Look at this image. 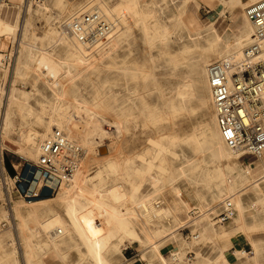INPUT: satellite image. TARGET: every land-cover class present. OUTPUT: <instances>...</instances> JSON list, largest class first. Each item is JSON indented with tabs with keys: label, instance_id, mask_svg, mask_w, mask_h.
<instances>
[{
	"label": "bare ground",
	"instance_id": "bare-ground-1",
	"mask_svg": "<svg viewBox=\"0 0 264 264\" xmlns=\"http://www.w3.org/2000/svg\"><path fill=\"white\" fill-rule=\"evenodd\" d=\"M161 1L164 0H138V8L135 7L136 3L135 5L132 2H129V5L126 4L134 12L136 24L132 27L140 25L139 31L142 37L151 46L159 44L165 46L170 41L177 40L175 35L178 24L184 26L190 38V43H186L181 49L182 53L171 58L174 67L178 65L179 60L188 61L189 71L177 84L174 92L177 100H170L167 111L158 110L157 108L150 111L138 109L140 114L149 112L145 116H148V119L154 124L166 120L168 115L191 108L188 104L194 99H197L199 103H204L211 98L214 107L209 82V66L212 62L224 58L239 59L242 57L244 48L251 41L254 30L252 22L246 16L245 8L259 0H202L208 4H220L224 8H216L213 16L201 22L199 28L195 27L194 24L195 20L199 21V18L194 15L193 9L189 10L187 7L190 0H184L185 7L181 12L180 21L174 23V25L162 20L160 16L163 10L160 5ZM35 2L41 4L43 1L40 3V1L35 0ZM86 6V4H83L69 14L61 23L59 32L48 31L41 37L42 42L47 44L46 48H37L30 44V46L19 47L13 71L4 68L5 73L1 76L0 82V137L3 140L8 137V132L12 128L11 121L14 114L18 113L20 116L27 118L35 117L38 121L46 118L45 132L47 133L43 135V138L54 127H57L62 129L69 138L81 144L85 148L86 155L88 149L98 150L96 148L98 133L92 124V119L101 110H104L103 107L107 106L102 103L91 104L88 101L78 103L81 111L87 113L86 119L82 117V120L88 126L81 143L72 136L71 123L80 125L82 122L73 121L70 117L72 109H69L71 102L66 94V84L73 79L75 74L89 71L104 64L106 59L117 51L119 40L115 38L122 30L124 33L121 39L129 40V29L119 30L95 52H88L80 42L65 31L62 25L75 12L94 8V6ZM231 6L243 10L242 23L236 28H232V24L239 14L233 10L230 11ZM25 7L28 9V16L24 22V31L26 32L31 25L33 13H37L40 9H34L32 0L26 2ZM52 7L65 9V11L70 8L67 3H64V0H45L42 11L47 10L46 12H48ZM101 9L105 13H111L107 6L106 9ZM220 19L227 21L223 28L217 27V22ZM19 24L18 20L13 24L0 20V32L6 34L8 38L12 37L14 41L16 34H10V32L14 31ZM226 27L231 28L232 31L228 36H225ZM203 32L208 33V38L205 39L206 46L201 45L197 39L202 36ZM194 47L201 50L196 56L188 58L187 55L193 53L192 49ZM2 57L3 54L0 53V63ZM262 57L264 59V54ZM151 59L153 60V55ZM30 62L39 65L41 71H48L51 65L61 69L62 73L66 69L71 70V76L62 75L60 78L62 87L57 91L54 98L44 104L40 110H36L29 103L30 93L19 89L16 84L18 78L26 73ZM73 70H75V74H73ZM10 71H12L13 76L7 88ZM125 72H130V69L126 68ZM142 72L143 69H134V74H142ZM195 75L202 76L207 96H200L195 91L197 88L194 83L196 80L193 78L196 77ZM149 77L155 82L156 89H158V79L154 67L146 74V78ZM143 105L146 106L144 103ZM136 110L137 104L129 98L121 103L118 109L115 110L116 114L112 121L115 131L117 127L127 129L126 125L136 114ZM214 113L213 126H208L200 134L194 133L184 139L185 142L193 145L195 151L208 152L210 161L214 164L212 169H200L198 163L192 159H187V162L178 168L168 166L165 162V156L169 153L177 156L172 146L176 143H182V141L180 142L176 137L159 134L156 138H149V154L139 153L133 159L109 157L110 146L101 148L100 157H107L103 166L92 176H88L86 171L81 170L80 167L72 182L63 185L57 196L53 198L55 204L51 203L52 200H40L34 203L31 208L27 206L29 209L24 208L22 210L18 209L14 203L8 207L2 205L0 218H6L12 211L13 217L16 219V231L13 232V240L8 243V245L13 244L12 246L0 245V264H21L17 258L19 253V240H17V237H19L23 246L24 264H50L45 259L63 260L65 263L69 248H76L80 254L78 261L74 264H120L122 261L127 260L123 250L128 243H137L142 257L149 260L151 264H190L187 256L185 258L183 246L177 245L175 240L179 235L177 231L181 227L188 223H191L190 225L198 223L197 217L179 226H177V219H174V224L170 225L156 226L153 224L154 217L168 216L171 210L167 206L156 207L152 204V201L166 183L177 189L176 178L180 175L186 176L188 180L193 182L205 183L207 188L211 190L208 198L213 203L227 196L223 201L221 200V211L227 207V200H230L234 206L235 214L230 218L232 227L230 225L226 227L215 226L211 222V218H208L209 221L202 222L200 234L194 235L193 240L205 236L217 239L230 238L239 229H245L246 231L250 228L249 217L257 219L261 213L264 214V193L262 192L264 187V160L256 169L250 165H245L241 160L243 156L226 144L218 124L215 108ZM46 114H49V116L47 115V117ZM21 140V152L29 157H38L39 144L42 141L39 134L29 128L21 133ZM192 171L197 173L193 174ZM146 183L149 185L150 190L143 194L141 188ZM194 195L199 200L205 199V196L200 193ZM201 206L203 205L201 204ZM219 207L217 208L214 205L208 208L204 217H210L212 213L217 214ZM140 218L142 221L139 220ZM259 224H264V218L263 221H258L257 225ZM233 225L237 227L234 228ZM145 226H148V230ZM170 242H173L176 248L170 250V256L166 258L161 252V248L166 247ZM227 247L229 246L219 247V253L213 264H217L218 261L230 264L224 255ZM240 252L243 253L236 250V253ZM200 255L197 252V257Z\"/></svg>",
	"mask_w": 264,
	"mask_h": 264
},
{
	"label": "rangeland",
	"instance_id": "rangeland-1",
	"mask_svg": "<svg viewBox=\"0 0 264 264\" xmlns=\"http://www.w3.org/2000/svg\"><path fill=\"white\" fill-rule=\"evenodd\" d=\"M67 1L70 3V8L66 9V11L65 9L52 7L48 12H46L47 10L43 12L42 8L44 7V3H42V5L38 4L40 12L33 13L31 17L29 33L27 29L24 35H22V38L21 35H18L19 40L22 39V42L18 41V48L19 45L20 48L30 45H34L37 48H46L47 44L42 42L41 36L48 31L59 32L61 29V23L68 17L69 14H71L83 4H86L88 7L98 6L103 9H106L107 6L108 10H111L112 6L113 9L116 8L121 10L126 7V4L129 2H132L134 5L136 3L135 7H139L138 0ZM41 2L42 0L40 3ZM160 5L163 9L160 14L163 21L169 23L170 25H174V23H178L180 21L181 12L185 7L184 0H164L160 2ZM187 7L189 10L193 9L196 16L199 18L200 22L195 20L196 22L194 23L195 27L197 28L200 27L201 22H204L213 16L216 8H224L220 4H208L202 0H190L187 3ZM19 9L20 7L18 8V11ZM232 10L239 14L238 18L232 24V28H236V26L242 23L241 15L243 14V10H241L239 7L235 8L231 6L230 11ZM226 12L229 16L228 10ZM191 20L193 19L191 18ZM226 24L227 21L220 19L217 22V27L223 28ZM139 27L140 25H138V27H132L131 25V27L129 26L125 28L126 30L129 29V40L123 38L121 39L122 34L124 33L123 30L119 33V35L115 38L119 40L118 49L112 54L110 58L106 59L104 64L98 66L97 68L78 74H75V70H73V74L75 75L73 76V79L66 84V94L71 102L69 109L71 110L73 108H77L76 110L81 112L82 117H85L84 119H86L87 113L81 111L78 106L79 102L88 101L91 104L102 103L106 105L107 107H103L104 110H101L98 115H95L92 119V124L98 133L96 137H98L100 134L101 123L105 120L112 122L116 114L115 110L118 109L121 103L125 102L127 98H129L133 100L135 104H137L136 114L126 125L127 129L122 127L116 128V135L110 144L109 157L133 159L139 153L149 154V138H156L159 134H166L168 137H176L180 140V142L182 141V143H176L172 146V149L177 154V156L172 155L171 153L165 156V162L168 166H175L178 168L182 164L186 163L187 159H192L198 163L200 169H212L214 164L210 161L208 152L195 151L193 149V145L185 142L184 140L187 136L193 135L194 133L200 134L204 128L213 126V116L215 113L211 98L209 101L204 103H199L197 99H194L190 104H188L191 108H187L180 112L168 115L166 120L157 124H154L148 119V116H145V114L148 115L149 112L140 114L138 110L146 109L147 111H150L157 108L158 110L167 111L170 100H177L174 92L177 84L189 71L187 66L188 61L179 60L180 62L178 65L174 67L171 58L176 54L182 53L181 49H183L184 45L186 43H190V38L188 37L186 29L182 24H178L176 28L177 33L175 35L177 40L170 41L165 46L160 44L151 46L146 41V39L142 37ZM231 32V28L226 27L225 36L230 35ZM201 35L202 36H199L197 39L201 45L206 46L205 39L208 38V33L203 32ZM200 50V48L194 47L192 49L193 53H190L187 55V57L189 58L190 56H196ZM152 55L153 60L151 59ZM152 67H154L156 77L158 79V89H156L155 82L150 77L146 78V74ZM13 68L14 66L10 70L13 71ZM126 68L130 69V72L126 73ZM40 69L41 67L39 65H35L30 62L29 68L26 69V73L18 78L16 83L19 89L30 93L28 101L36 110L42 109L44 104L54 98L57 91L62 87V82L60 80L62 75L65 74L66 76H71L70 69H66L64 70V73H62L61 69L54 65H51L48 71L42 70V72ZM134 69H143V72L142 74H134ZM12 71L9 72L7 88L9 87L8 84H10V80L12 78V75L10 76ZM3 73L4 71L1 72L0 82ZM195 76L196 77H193L194 80H196L194 83L197 86L195 91H197L200 96H207V91L204 88L202 76ZM143 103L146 106H144ZM118 104L119 106H117ZM47 115L49 116V114H46V116ZM11 122L12 128L8 132V137L4 140L0 137V169L5 168L9 175H12L15 170L19 171L23 165L27 163V161L33 162L37 159V157H29L21 152V133L30 128L39 134L40 140H42L49 136L52 131H49V134L43 138V135L47 133L45 132L47 123L46 118H43L42 121H38L35 119V117L27 118L20 116V114L17 113L14 114ZM81 122L82 124L80 125H73L71 123V128L73 131V138L78 139L82 143L85 131L88 126H86L87 124L84 120H81ZM100 154V149L97 151L93 150V148L91 150L88 149L87 155L83 159V162H81L82 165H80L82 168L81 170H85L88 176H92L105 163L107 157H100ZM241 160L245 165H248L250 162L255 163L262 161L264 160V153L261 157L243 156L241 157ZM192 172L193 174L197 173L196 171ZM176 179V184L178 185L177 189L172 188L169 183H166L161 187L160 191L156 194L155 199L152 201V204L156 207L167 206L171 210V213L168 216L154 217L153 224L156 226L170 225L174 224V219H177V226H179L197 217L198 223L194 224L195 226L190 225L191 223H188L187 225L181 227L179 231H177L179 232V235L175 242L177 245L183 246L185 258L188 251H193L195 253L193 259L188 261L190 264L193 262L195 264H213L220 248H223L226 245H231L229 238L217 239L205 236L197 240H193L192 234L194 232L200 234L199 231L202 226V222L209 221L208 218L210 219L216 214L212 213L210 214V217H204L205 211L214 205L217 206V208L220 206L218 212L221 211L222 201L227 196H224L221 199L222 201L217 200L213 203L208 198L211 190L207 188L205 183L190 181L186 176L183 175L178 176ZM6 180L9 184H12L10 177H8ZM0 188L2 191V194L0 195V208L2 205L8 207L14 203L20 210L24 208L29 209L34 203L40 200H52L51 203L55 204V200L53 198L56 197L59 192L58 191L54 195L42 197L31 202H27L24 199L13 195L11 201H8L5 196L4 183L2 184L1 181ZM149 190L150 187L147 183L141 188V192L143 194H146ZM194 192L196 194L200 193L204 195L205 199H197V196L194 195ZM191 200L193 203H191ZM201 204L203 206H201ZM10 214H8L6 218H0V245L5 247L13 245H8V243L13 240V232L16 231V219L13 217L14 214L12 211ZM139 220L142 221L141 218ZM215 226L226 227L228 224H215ZM259 227H264V224L248 229L252 230ZM145 228L148 230V226H145ZM189 230L192 233L188 235ZM17 238V240H19V253L17 254V258L20 260L21 264H24V251L22 249L23 246L20 243L19 237ZM261 245L264 246V242H261ZM126 247L128 250L124 248L123 251L127 257L130 255V250L133 251V253H138L139 255L142 254L139 252L140 247L137 243H128ZM164 248L165 247L161 248V250L163 255L168 258L170 256L169 250L175 249L176 245L172 244L168 246V248ZM69 249L67 250L68 256L65 259V263L63 260L52 261L51 259H45L46 262H50V264L76 263L79 259V251L76 248ZM197 252L201 254L198 257ZM219 264L224 263L221 262Z\"/></svg>",
	"mask_w": 264,
	"mask_h": 264
},
{
	"label": "built area",
	"instance_id": "built-area-1",
	"mask_svg": "<svg viewBox=\"0 0 264 264\" xmlns=\"http://www.w3.org/2000/svg\"><path fill=\"white\" fill-rule=\"evenodd\" d=\"M28 1L25 0V3ZM245 9L254 26L251 41L244 48L241 58L212 62L209 82L226 144L242 156L261 157L264 153V0L251 3ZM110 12L105 13L100 7L75 12L63 28L88 52H95L116 32L136 24L134 12L129 6ZM15 59V50L4 52L0 69H11ZM76 109L71 110L70 117L81 122L82 114ZM100 128L96 148H108L116 135L115 126L105 120ZM84 157L85 148L69 138L62 129L54 127L49 137L40 142L37 159L27 161L12 175L1 168L0 181L4 183L9 199L16 195L31 202L54 195L63 185L70 184ZM8 177L12 184L6 180ZM226 203L223 211L211 217L214 224H225L234 214L232 202L227 200ZM192 235L197 236L198 233ZM188 256V259L193 257L192 253Z\"/></svg>",
	"mask_w": 264,
	"mask_h": 264
},
{
	"label": "crops",
	"instance_id": "crops-1",
	"mask_svg": "<svg viewBox=\"0 0 264 264\" xmlns=\"http://www.w3.org/2000/svg\"><path fill=\"white\" fill-rule=\"evenodd\" d=\"M42 1H43L42 3L45 2V0H42ZM64 3H68V6H70V3L67 0H64ZM35 4H37V5H35ZM33 6H34L35 10L39 9L38 8L39 5H38V3L35 2V0L33 1ZM19 7H20V9L18 11ZM27 10L28 9H26V7H25V0H0V20L4 21L5 23L8 22L11 24H13L17 20H18V22H20V24L18 26H16V29L14 31L10 32V34H12V33L16 34V38L14 41L12 40L13 39L12 37L8 38L6 34L0 32V34H1L0 35V52L4 53V52H7L9 50H15V53L17 55L18 41L22 42L21 41L22 39L19 40L18 35H21V38H22V35H24V32H25L24 31V22L28 16ZM38 12H40V11H38ZM194 15H196L195 12H194ZM198 22H200V21H198ZM29 31H30V27L28 28V33H29ZM41 37H43V35ZM19 47H20V45H19ZM2 71H4V68L0 70V75H1ZM10 75L13 76V73H11ZM261 163H262V161H258L255 163L250 162V163H248V165H250L252 168L256 169L260 166ZM0 173H1V170H0ZM262 190H263L262 192L264 193V187L262 188ZM5 196L8 199V201H11V199L13 197V195H12V197L9 199L6 195V192H5ZM188 203L190 204L189 201H188ZM191 203H193L192 200H191ZM0 204H1V201H0ZM260 209H262V208H260ZM217 214H215V215H217ZM263 216H264V214L261 213V215L258 216L257 219H254L253 217H249L248 222L250 224V228L262 225V224L257 225V223H258V221H263V218H264ZM230 222H231V220H229L225 224H228L232 227V225H231L232 223H230ZM233 227L236 228L237 226L233 225ZM190 233H192V232L189 230L188 235ZM194 233H197V232H194ZM229 242H231V245H229V247H227V249L224 251V255L227 258L228 263H230V264H264V246L261 245V242H264V227H259V228H255L252 230L246 229V231H245V229H241V230L239 229L236 232H234L233 235L230 236ZM172 244H174V243L173 242L168 243L165 248H168V246H170ZM125 249L128 250L127 247ZM236 250L242 251L243 253H241V252L236 253ZM161 252H162V250H161ZM189 253H192L193 257L195 256V253L193 251H188L186 253L187 259L189 257L188 256ZM129 254H130L129 257H127L124 254L125 259H127V260H124V262L122 261L120 264H145V263L149 264L148 260L144 259L142 257V255H139L138 253H133V251H131V250L129 251ZM193 257H192V259H193ZM132 258H134V259L132 260ZM219 263H221V261L217 262V264H219Z\"/></svg>",
	"mask_w": 264,
	"mask_h": 264
}]
</instances>
